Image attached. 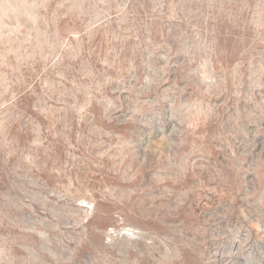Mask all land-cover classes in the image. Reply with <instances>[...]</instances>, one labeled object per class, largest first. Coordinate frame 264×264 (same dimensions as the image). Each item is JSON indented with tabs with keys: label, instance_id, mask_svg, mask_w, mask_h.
I'll use <instances>...</instances> for the list:
<instances>
[{
	"label": "rangeland",
	"instance_id": "374dc122",
	"mask_svg": "<svg viewBox=\"0 0 264 264\" xmlns=\"http://www.w3.org/2000/svg\"><path fill=\"white\" fill-rule=\"evenodd\" d=\"M0 264H264V0H0Z\"/></svg>",
	"mask_w": 264,
	"mask_h": 264
}]
</instances>
